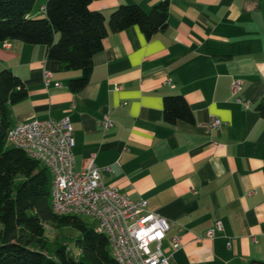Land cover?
Wrapping results in <instances>:
<instances>
[{
	"label": "crops",
	"instance_id": "1",
	"mask_svg": "<svg viewBox=\"0 0 264 264\" xmlns=\"http://www.w3.org/2000/svg\"><path fill=\"white\" fill-rule=\"evenodd\" d=\"M160 1L92 0L90 9L109 16L121 4L150 10ZM168 1V25L151 39L137 26L109 32L79 92L68 81L80 72L47 59L45 46L0 43V70L28 89L8 107L12 125L68 116L77 170L94 159L105 184L146 199L171 222L169 237L182 227L171 264L264 261V118L256 110L264 97V0ZM235 79L243 83L236 96ZM176 94L194 123L164 121V98ZM105 115L113 125L103 131ZM213 117L224 123L208 128ZM217 220L223 230L206 238ZM163 248L169 253L168 239Z\"/></svg>",
	"mask_w": 264,
	"mask_h": 264
},
{
	"label": "trees",
	"instance_id": "2",
	"mask_svg": "<svg viewBox=\"0 0 264 264\" xmlns=\"http://www.w3.org/2000/svg\"><path fill=\"white\" fill-rule=\"evenodd\" d=\"M38 1L0 0V43L17 39L45 46L47 59L58 61L65 71L80 72L68 81L73 92L89 83L93 57L103 49L109 32L137 26L151 39L166 29L170 14L168 0L150 10L139 4H121L109 16L91 10L92 0H47L39 6L41 12H36ZM27 96L28 89L17 74L0 70V264H120L105 233L89 226L79 215L54 212L49 169L24 150L8 145L12 127L8 107ZM256 110L264 118V97ZM163 119L168 124L195 122L181 94L164 98ZM64 226L80 233L76 251L67 244L52 245L49 229Z\"/></svg>",
	"mask_w": 264,
	"mask_h": 264
},
{
	"label": "built area",
	"instance_id": "3",
	"mask_svg": "<svg viewBox=\"0 0 264 264\" xmlns=\"http://www.w3.org/2000/svg\"><path fill=\"white\" fill-rule=\"evenodd\" d=\"M52 73L46 71L48 87ZM60 87L59 82L55 83ZM243 83L235 79L233 95H238ZM241 101V98L238 97ZM222 119L213 117L208 128L220 127ZM99 125L106 131L113 121L105 115ZM7 141L39 160L52 174V207L58 215H88L98 221V231L108 236L112 253L120 264H171L174 253L183 247L182 235L168 236L171 222L153 212L146 199L132 200L119 187L104 183L103 168L91 159L85 169L74 167V129L68 116L49 117L19 122L8 131ZM224 228L221 220L206 232L213 238ZM168 239L169 253L163 244ZM197 242L202 237L196 236Z\"/></svg>",
	"mask_w": 264,
	"mask_h": 264
},
{
	"label": "rangeland",
	"instance_id": "4",
	"mask_svg": "<svg viewBox=\"0 0 264 264\" xmlns=\"http://www.w3.org/2000/svg\"><path fill=\"white\" fill-rule=\"evenodd\" d=\"M47 0H39L36 12L39 10L41 12L39 6H42L46 3ZM9 146H12L8 144ZM50 177L52 179V174L50 173ZM89 226L94 227L95 229L98 227V221L93 219L92 217L88 215H79ZM49 237L52 242L53 246H56L57 244H67L70 248L76 251V238L80 235L79 231L73 227L64 226L59 229L53 228L52 230L49 229Z\"/></svg>",
	"mask_w": 264,
	"mask_h": 264
}]
</instances>
